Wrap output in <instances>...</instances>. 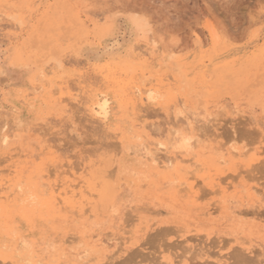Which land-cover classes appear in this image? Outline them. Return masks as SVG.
<instances>
[{
  "label": "rangeland",
  "instance_id": "rangeland-1",
  "mask_svg": "<svg viewBox=\"0 0 264 264\" xmlns=\"http://www.w3.org/2000/svg\"><path fill=\"white\" fill-rule=\"evenodd\" d=\"M5 126L0 264H264V0H0Z\"/></svg>",
  "mask_w": 264,
  "mask_h": 264
},
{
  "label": "bare ground",
  "instance_id": "bare-ground-1",
  "mask_svg": "<svg viewBox=\"0 0 264 264\" xmlns=\"http://www.w3.org/2000/svg\"><path fill=\"white\" fill-rule=\"evenodd\" d=\"M133 21H134V23L137 25V27L141 30V31H143L144 33H146V32H148V30H147V26L145 25V24H143L137 17L136 18H134L133 19ZM22 22V21H21ZM132 28V27H131ZM137 34V33H136ZM151 40V39H150ZM153 40V39H152ZM151 44H152V42H151ZM111 46V45H110ZM140 48V47H139ZM138 48V49H139ZM174 48V47H173ZM172 48V49H173ZM142 49V48H141ZM178 49H180V51H181V48H178ZM171 50V49H170ZM184 50H185V48H184ZM142 51V50H141ZM109 52V51H108ZM179 51H175L174 49L172 50V52L170 53V55H169V58L171 59V58H173L174 57V55L175 54H177ZM145 54H147V53H145ZM144 54V55H145ZM141 55V54H140ZM141 61H142V59H141ZM146 61V60H145ZM145 64V63H144ZM151 64H153V63H151ZM155 65V64H154ZM153 65V66H154ZM152 66V65H151ZM152 66V67H153ZM138 68V67H137ZM155 68V67H154ZM153 68V69H154ZM50 74V73H49ZM161 77V76H160ZM170 77V76H169ZM164 80V79H163ZM37 81V80H36ZM153 82V81H152ZM150 83H151V81H150ZM37 89V88H36ZM137 89V92H138V97H140V98H142L143 97V95L144 94H148V96H147V99L148 100H155V96H154V90H153V88H147V89H145V90H143V89H141V88H136ZM136 96V95H135ZM139 100V99H138ZM144 100H145V98H144ZM69 105V104H68ZM124 109V108H123ZM136 110V109H135ZM143 110H144V108H143ZM90 111H91V113H92V115L93 116H95L97 119H99V120H102V121H104L105 123H106V121L107 120H109V117H110V114H111V101H110V99H109V96L108 95H99V96H97L95 99H93V101L91 102V106H90ZM131 114V113H130ZM114 115V114H113ZM181 121V120H180ZM183 122V121H182ZM184 123V122H183ZM7 127L5 126V127H3V132H2V135L0 136V141H1V143H3V144H7V143H10V141H9V136L6 134V132H7V129H6ZM148 128V127H147ZM176 128H177V126H176ZM1 130V129H0ZM175 131V130H174ZM189 132V134H186V133H183L182 134V148L183 149H185V151L188 153V154H191V155H193L194 153H195V149H197V147H199V145H200V143H201V140H197V137H196V135H195V131H194V129L193 128H190V130L188 131ZM177 134V133H176ZM171 135H172V133H171ZM178 135V134H177ZM180 136V135H179ZM176 137V136H175ZM171 138V137H170ZM138 140H139V138H138ZM9 141V142H8ZM152 144V143H151ZM147 145V144H146ZM161 148H163V149H165L166 150V144H164V143H160V144H158ZM158 147V146H157ZM168 148V147H167ZM159 149V148H158ZM148 150V149H147ZM161 150V149H160ZM148 152H149V155H150V159H151V161L158 167V168H164V169H172V168H174L176 171H178V172H180L181 173V171L183 172L184 171V175L182 176L183 177V179H184V182L183 183H181L180 184V186H182V184H183V186L185 185V184H187V185H189L190 186V189L191 190H193L194 189V186L192 185V184H189V181L191 180V178L193 179L194 178V176H193V174H191L190 175V173L191 172H189L188 171V169H186V168H184L183 166H182V164L183 163H185V162H188L189 161V163L191 164V159H188V160H186V159H184V158H182V157H169V158H167V157H165V158H167V159H161V158H158L157 157V153L156 154H154L150 149L148 150ZM182 153H184V151H182ZM181 153V154H182ZM176 154V153H175ZM186 154V153H185ZM187 155V154H186ZM229 155H231V157L232 158H234V157H238V158H241V157H245V153H243V152H241V151H239L238 149H233V150H231V152H229ZM14 157V156H13ZM37 158V157H36ZM231 158V159H232ZM217 159V158H216ZM37 160V159H36ZM149 160V159H148ZM147 160V161H148ZM228 159H227V157H226V155L225 154H221L220 155V159H219V164L220 165H225V164H227L228 163ZM215 162H218V161H215ZM199 165V164H198ZM252 166V165H251ZM256 166V165H255ZM235 167H236V165H235ZM259 168V167H258ZM201 169V168H200ZM237 169V168H236ZM226 170V169H225ZM238 171H239V169H237ZM251 170V169H250ZM196 171H198V170H196ZM201 171H202V169H201ZM247 172V171H246ZM47 173H48V171H47ZM109 173H111V172H109ZM196 173V172H195ZM49 174V173H48ZM70 174V173H69ZM172 175H173V173H171ZM246 174H248V172L246 173ZM43 176H46V175H43ZM52 175H50V177H51ZM238 176H240V175H238ZM247 176V175H246ZM50 177L48 178V179H50ZM229 177V176H228ZM227 177V178H228ZM230 177H231V175H230ZM233 177V176H232ZM245 177V176H244ZM46 178V177H45ZM235 178V177H234ZM175 179V178H174ZM236 179V178H235ZM222 181V180H221ZM81 183V182H80ZM174 183V182H173ZM172 182H171V184L170 185H172V186H176V184H173ZM176 183V182H175ZM199 183V182H198ZM198 183H197V185H198ZM7 183L6 182H4V183H1L0 184V187H4L5 185H6ZM43 185H44V182L42 183ZM222 184V183H221ZM170 185H168L169 187H170ZM215 185V184H214ZM47 186V185H46ZM86 186V185H85ZM171 186V187H172ZM186 186V185H185ZM18 187L19 188H21V184H18ZM42 187V186H41ZM71 186H68V188H70ZM177 187V186H176ZM219 187V186H218ZM43 188V187H42ZM84 188V187H83ZM173 188H175V187H173ZM46 189V188H45ZM50 189V188H49ZM57 190H58V187H57V185H52L51 186V192L54 194V193H57ZM180 190V189H179ZM181 190H182V188H181ZM189 190V189H188ZM184 190H182L181 192H183ZM47 192V191H46ZM63 193L65 194V195H69V193H71V196H72V198H74L75 196H76V193H75V191L74 190H68V189H65L64 191H63ZM62 192H60V193H58V197H55L56 198V200H58V199H60V197L62 196V194H63ZM177 193H180V191H178ZM176 193V194H177ZM204 193V192H203ZM215 193H217V191H215ZM48 194V193H47ZM78 194V193H77ZM181 194V193H180ZM45 195V194H44ZM49 195V194H48ZM201 195H203V194H201ZM64 196V195H63ZM9 197V196H8ZM204 197H205V195H204ZM199 198H202L201 196L199 197ZM51 199V198H50ZM66 199V198H65ZM65 199H63V201L62 202H64V204L66 205V204H69L70 205V202H68L67 200H65ZM4 200H5V198H4ZM62 200V199H61ZM76 200V199H75ZM80 200V199H79ZM78 200V201H79ZM69 201H70V199H69ZM73 201H74V199H73ZM61 201H59L58 203H60ZM62 202H61V204L60 205H62ZM76 202V201H75ZM84 202V201H83ZM85 203V202H84ZM89 203H91V202H89ZM71 204H73L72 202H71ZM62 207V206H61ZM83 207V206H82ZM85 207V206H84ZM87 208V207H86ZM57 209V208H56ZM61 210H62V208H61ZM86 211H85V214H86V212H88L87 211V209H85ZM69 211H71V210H69ZM76 211V210H75ZM62 212V211H61ZM72 212V211H71ZM80 212H82V211H80ZM68 214L67 215H70V212H67ZM84 214V215H85ZM71 215H72V213H71ZM75 217H76V215H74ZM83 216V215H82ZM80 217V216H79ZM77 218V217H76ZM167 229H169V228H167ZM170 230V229H169ZM168 230V231H169ZM164 232V231H163ZM170 232V231H169ZM68 241H69V239H68ZM68 241H66V242H68ZM71 243H72V241H71ZM27 244V243H26ZM70 244V243H69ZM68 244V245H69ZM118 251V250H117ZM88 254V253H87ZM86 257H87V255H85ZM84 256V257H85ZM237 256V255H236ZM81 257V256H80ZM85 257V258H86ZM83 258V257H82ZM114 258V257H113ZM112 258V259H113ZM79 259V258H78ZM84 259V258H83ZM32 263V262H31ZM27 264H29V262L27 263ZM171 264H173V263H171Z\"/></svg>",
  "mask_w": 264,
  "mask_h": 264
}]
</instances>
